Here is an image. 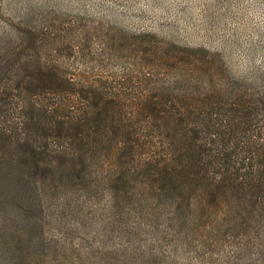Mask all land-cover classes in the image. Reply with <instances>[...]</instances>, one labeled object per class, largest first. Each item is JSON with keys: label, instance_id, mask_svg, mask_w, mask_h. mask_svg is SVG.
<instances>
[{"label": "trees", "instance_id": "16d2710c", "mask_svg": "<svg viewBox=\"0 0 264 264\" xmlns=\"http://www.w3.org/2000/svg\"><path fill=\"white\" fill-rule=\"evenodd\" d=\"M29 27L0 45L1 208L86 223L81 206L104 197L109 216L187 221L188 234L207 206L264 229L263 72L232 78L219 50L136 39L132 51L177 72L125 90L89 81L72 39L56 46L46 26ZM20 239L2 240V264L25 262L30 237Z\"/></svg>", "mask_w": 264, "mask_h": 264}, {"label": "rangeland", "instance_id": "374dc122", "mask_svg": "<svg viewBox=\"0 0 264 264\" xmlns=\"http://www.w3.org/2000/svg\"><path fill=\"white\" fill-rule=\"evenodd\" d=\"M42 25L56 46L76 43L82 52L77 66L89 81L125 90H146L177 72L157 64L143 48L132 51L136 39L219 50L232 78L264 73V0H0L4 48L18 42L14 30ZM105 201L84 202L80 213L87 215L86 223L74 214L66 222L55 214L42 221L31 206L21 214L5 204L0 206V243L30 237L22 264H264V229L251 227L257 220L246 227L234 214L225 218L220 210L209 213L207 206L197 230L188 234L187 221L170 225L169 219L152 215L116 219ZM58 222L69 223L68 233ZM48 241L58 244L48 247Z\"/></svg>", "mask_w": 264, "mask_h": 264}]
</instances>
